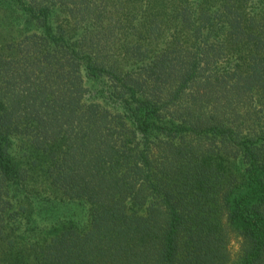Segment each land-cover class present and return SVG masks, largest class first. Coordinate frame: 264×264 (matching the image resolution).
<instances>
[{"label": "trees", "instance_id": "trees-1", "mask_svg": "<svg viewBox=\"0 0 264 264\" xmlns=\"http://www.w3.org/2000/svg\"><path fill=\"white\" fill-rule=\"evenodd\" d=\"M0 264H264V0H0Z\"/></svg>", "mask_w": 264, "mask_h": 264}, {"label": "rangeland", "instance_id": "rangeland-1", "mask_svg": "<svg viewBox=\"0 0 264 264\" xmlns=\"http://www.w3.org/2000/svg\"><path fill=\"white\" fill-rule=\"evenodd\" d=\"M235 245V244H234ZM237 246L235 245V248H236Z\"/></svg>", "mask_w": 264, "mask_h": 264}]
</instances>
